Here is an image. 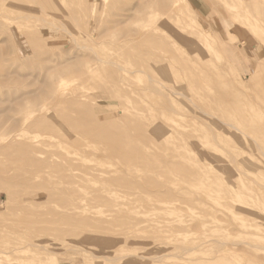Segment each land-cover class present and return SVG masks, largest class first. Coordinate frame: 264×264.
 <instances>
[{
	"label": "rangeland",
	"instance_id": "obj_1",
	"mask_svg": "<svg viewBox=\"0 0 264 264\" xmlns=\"http://www.w3.org/2000/svg\"><path fill=\"white\" fill-rule=\"evenodd\" d=\"M9 1L0 0V144L13 155L0 147V264H13L10 251L19 243L46 245L21 254V264H264V0H214L228 22L224 31L214 30L217 24L191 0H171L167 9L162 0H30L60 14L55 25L42 23L52 37L32 31L26 41L24 30L1 17ZM148 3L153 8L139 9ZM178 23L180 38L168 27ZM151 36L165 50L149 61ZM195 55L208 81L199 75L202 65L190 68ZM77 66L83 71L73 72ZM180 70L186 73L177 77ZM56 75L66 78L60 94H77L79 102L62 128L90 146L81 191L42 175L22 185L11 174L14 150L24 139L12 135L19 116L7 112L9 97L35 93ZM218 77L217 90L207 87L200 97L210 112L202 116L195 108L200 101L176 110L170 104L188 89L166 97L153 88L165 80L205 87ZM83 123L93 129L86 132ZM120 128L125 143L132 140V147L120 149L136 152L120 150L121 159L113 150Z\"/></svg>",
	"mask_w": 264,
	"mask_h": 264
},
{
	"label": "bare ground",
	"instance_id": "obj_2",
	"mask_svg": "<svg viewBox=\"0 0 264 264\" xmlns=\"http://www.w3.org/2000/svg\"><path fill=\"white\" fill-rule=\"evenodd\" d=\"M170 1L171 0H162L161 1L162 8H164V9L169 8V6L171 5ZM175 1L177 2V0H175ZM191 2H193V7L196 8L197 10H199L204 15V17L206 18L208 23H211L213 25L217 24V25H215L214 30H217V27L219 26V27H222V31H224V27L223 26L228 25V22L225 21L224 14H221V12H222L221 3L219 5V3H216L214 0H200V2H196L195 0H191ZM260 2H259V4H260ZM43 4H44V2L41 1L40 2V6L42 7L41 8L38 4H35V2L34 3H30V0H10L9 2H7V4H4L2 6V7H4V9L2 8L1 17L3 19H5L6 21L8 20V22L11 25H13L14 28H16L15 30H17V29L24 30L22 33H23L24 40L26 41V40H29V38L32 37V31L33 32H40V31L43 32V27H41V26H42V23H44V21H49L52 25H55V23L58 21L57 19L59 18L58 14H60V9L56 10L57 13L55 11L51 12V11H49L47 9L49 7L45 6V5L43 6ZM255 4H257V3H255ZM255 4H254V6H255ZM250 5L252 6V4H250ZM150 7L153 8V6H151L150 3H148L146 5L139 6V9L144 11L145 9L150 8ZM136 9H137V7H136ZM248 9H249V7H248ZM219 14H221L223 16V18H218ZM262 14H264V13H262ZM212 18L217 19V22L213 21ZM230 18H232V15L230 16ZM128 19L129 18H127L126 20H128ZM1 27H2V25H0V28ZM168 27H169V31L171 32V34L173 33V35H175V36H177L179 38H180V36L183 37L184 34L181 31V26H180L179 23L178 24H171V26H168ZM64 29H66V28H63V30ZM43 34L46 36V38L47 37L50 38L55 33L54 32H52V33L43 32ZM190 35H194V33L190 32V33L186 34V36H190ZM158 38L159 37L154 39L153 36L150 37L151 46H150L149 51L147 53V58L149 59V61H152L154 57L157 58L156 54L159 56L160 53L163 52V50H165V48H164L165 44H163L161 39H158ZM182 44H180V46H182ZM81 47H85V46L84 45L83 46H79V49H81ZM169 51L171 53H173V52L176 53L177 52L173 48L170 49ZM192 57H193V60H192V65H190V68H195L193 66V64H195L196 68H197V71H198V69L202 65V70L201 71L199 70V75H200V77H202L206 81H208L207 75L203 71V68H204L203 66H206V65L204 64V62L202 60H200L201 56L200 55H195V56H192ZM49 67H50V65H49ZM52 69H53V67H52ZM47 70H49V69H47ZM45 71H46V69H45ZM72 71L73 72L74 71L82 72L83 68L79 69V67L77 66L76 70H72ZM122 71L126 72L125 70H122ZM89 73H90L89 70L86 71V72L84 71L82 76H84L85 78L86 77L89 78V76L91 75ZM185 73H186L185 70H180V71H178L176 73V75H177V77H182V76H180V74H185ZM67 74L70 75L69 76L70 78L74 79V77L71 76L73 73L67 72ZM13 75L14 74H12L10 71L9 72L8 71L5 72V76H13ZM18 75L19 74L17 73V76ZM36 75H35V77H37L39 74L37 76ZM17 76H15V77H17ZM21 77H23V76H21ZM27 77L24 76V78H27ZM32 77H34V76H32ZM43 77H44V75H43ZM57 78L58 77L56 75V76L51 77V79H49V81H45L44 83H41L39 85V89L40 90L36 91L35 93L34 92H28L27 94L24 93L22 95H17V96L15 95V96L9 97V100L7 102L8 103L7 112H10V111L15 112L16 111L17 115L19 116L16 119H14V129L12 131L13 133L11 131L10 132L14 136V140L17 137L21 138L22 140L24 139L23 142H19L20 143L19 146L16 144L18 146V148L16 150H14V151L17 153V157L11 163L12 166H10V168L13 171H11V170L10 171H11V174L15 171V173H13V175L17 179L20 178V180H21L20 182L22 183V185L28 184L31 180L39 178L42 175L44 180H46L47 183L48 182H52L55 185L66 184L68 186H72V187H75V188L79 189L80 188L79 184L83 182V180H84L83 174L85 173L82 170L83 169L82 168V163L85 160V156H84L85 149L84 148H85V146H88V145H84V146L81 145L79 143V140L77 138H75L73 136V134L68 133L67 130H63V128H62L63 124H65V122H69L68 120H70V121L72 120V116L68 114L69 113V109L72 110V108L75 107V106L77 108L79 102L75 98L76 96H78L77 94H76V96H73L71 93L69 95H67V96H65V95L63 96L62 94H60L59 91H60L61 87L63 86V83H64L63 81L66 78L65 79L63 78L64 80L62 82H61V80H57ZM221 81H222V79H220L218 77L217 78V82L215 84L213 83V84L209 85V83L207 82L208 86H205V87H201V86L197 87V86H195V87H193L194 85L192 83L187 88V87H183V86H181L179 84H176L175 81L165 80L161 86L155 85V87H153V88H154V91H157L160 94L165 95L166 97H170V95L173 94V93H179L181 91V89H183V90L184 89L185 90L188 89V94L178 95L179 97L183 96V98H177L175 101L170 102V104L174 105L175 110H176V108L184 109V107H185L184 102H187V101L192 102L193 100L200 101L201 103H198L195 108L197 109V112H196L197 115H201L202 116L203 114L210 113V112L206 109L205 103L201 101L200 97L202 96V94H204L207 91V87L213 86L215 89L218 88L219 85H221V83H220ZM191 82H193V81H191ZM190 93H192V95H190ZM74 95H75V93H74ZM52 110L55 111L56 115H54V114L52 115L50 113ZM70 114H72V113H70ZM79 114H81L82 118H83V116L84 117H88V114H87L86 111H83V113H81L79 111ZM164 114L165 113H162L160 115H162L163 118H166L167 115H164ZM229 116H230V114H229ZM162 117L160 116V118H162ZM231 117H233V116H231ZM232 120L233 119H231V121ZM168 122H170V121H168ZM175 122H177V121L175 120ZM244 122H245V120H244ZM88 124L91 125L90 123H88ZM88 124L87 123H83V125H85V127L87 126L86 129H85L86 132L89 133L90 132L89 129H93V125L89 126ZM151 124H153V123H151ZM232 124H233V122H232ZM83 125H81V126H83ZM232 127L233 126H231V128ZM87 130H89V131H87ZM114 132H116V134L119 136V138L121 137L119 143L113 145L114 146L113 150H118L116 153L119 152L118 155L120 157V153H122V152H120V150L121 151H126L125 149H127V147L124 150H122L120 148H124L125 145L132 147V144L130 143V142H132V140L130 142H126L125 143V140H126L125 139V137H126L125 136V131H122L121 128L120 129H116ZM188 132H187V134H188ZM176 133H177V131H176ZM116 134H114V137H116L115 136ZM10 135H6V137H9ZM91 135H93V133ZM165 135H167V134H165ZM165 135H164V138H166ZM122 136H125V137H122ZM228 136H230V135H228ZM103 138L106 139V137H104V135H103L102 138H100V140H103ZM95 139L98 140L99 138L96 137ZM8 141H10V138H9ZM18 141H21V140L19 139ZM156 141H159V138H157ZM164 141H166V140H164ZM109 143H107V145L110 146ZM6 144H7V141H6ZM99 144H97V145H99ZM12 145L14 146V144H12ZM97 145L94 144L90 149L96 150L95 147ZM139 145H141L140 142H139ZM190 145H193V144H190ZM221 145H223V144H221ZM69 146L73 147V152H70L71 150L69 151V149H68ZM0 147H3V144H0ZM89 147L90 146H88V148ZM134 147H137V145L134 146ZM186 147H187V145H186ZM224 147H225V145H224ZM3 148L5 150H8L5 147H3ZM3 148L2 149L0 148V150H3ZM9 148L12 149V147H9ZM187 148H189V145H188ZM199 148H201V147H199ZM201 149H203V148H201ZM5 150L1 151V152L4 154V153L7 152ZM187 150H185V151H187ZM127 152L129 154L131 153V156H132V153L134 151L130 152L127 149ZM209 152H210V150H209ZM7 153H8V154H6L7 156L11 157L13 155V154L12 155L10 154V150H8ZM11 153H13V152H11ZM134 153H136V152H134ZM210 153L212 154L213 152H210ZM125 154H127V153H125ZM129 154H127V156H126L127 157L126 158L127 161L129 159L128 158ZM138 154H139V152H138ZM138 154H137V156H138ZM188 154H191V153H189V151H188ZM214 154H215V152H214ZM227 154H229V153H227ZM140 155H141V153H140ZM43 156H46V157L43 158ZM115 157H117L116 154L114 155V158ZM119 157H117V158H119ZM57 158L60 161L56 160ZM114 158H112V160ZM148 158H151V157L148 156ZM120 159H121V157H120ZM126 159H124V160H126ZM140 159H141V157H140ZM131 160L135 161L137 159H136V157L135 158L131 157ZM151 161H153V160H151ZM136 162L139 164L138 161H135V163ZM142 162H145V161L140 160V164ZM153 163H154V161H153ZM147 164H150V163L146 162V165ZM26 165L34 166L36 168L35 169L36 171L35 170L26 171L25 169L23 170V166H26ZM142 165H145V163L142 164ZM217 166H219V165H217ZM129 170L135 171V170H132V169H129ZM190 170H192V169H190ZM5 171L6 170L4 169V173H5ZM10 171H8V172H10ZM215 171L217 172V170H215ZM142 172H144V171L142 170ZM16 173H17V175H16ZM5 174L7 175V173H5ZM8 174H10V173H8ZM11 174H10V176H11ZM88 175H90V174H88ZM163 176L165 177V175H163ZM167 176H169V175H167ZM101 177H103L102 174H100L99 178H101ZM222 177H224V176H222ZM232 177L233 176H231V178ZM100 180L103 181L102 179H100ZM108 180L109 179H107L104 182L106 183V182H108ZM216 185H218V184H216ZM225 187H227V186H225ZM227 188H230V187L228 186ZM73 208L74 209L75 208L79 209L80 207L79 206L75 207V206L71 205V207L68 208V209L69 210H73ZM68 209H67V211H68ZM76 212L79 213V214L82 213V212L80 213L79 210H76ZM67 213L68 212H66L65 214H67ZM63 217L65 219L64 215H63ZM19 244H21V247H14V249H12L10 251L11 252L10 254L13 255V258H12L13 264H21L22 263L20 258H19V256L21 254H27V253H30V254L31 253H36L37 254V252H35V250H33V249H36L38 247L42 248L45 245L44 244L41 247L40 244H38V243H33L32 245H26V244L22 245V243H19ZM45 247H46V245H45ZM5 254L6 253H4V256H5Z\"/></svg>",
	"mask_w": 264,
	"mask_h": 264
}]
</instances>
